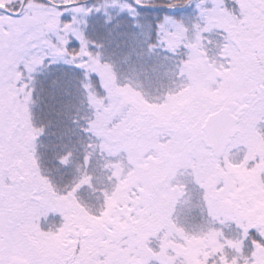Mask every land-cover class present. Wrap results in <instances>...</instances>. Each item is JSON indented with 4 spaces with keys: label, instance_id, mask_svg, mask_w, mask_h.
Returning a JSON list of instances; mask_svg holds the SVG:
<instances>
[{
    "label": "snow or ice",
    "instance_id": "obj_1",
    "mask_svg": "<svg viewBox=\"0 0 264 264\" xmlns=\"http://www.w3.org/2000/svg\"><path fill=\"white\" fill-rule=\"evenodd\" d=\"M0 264H264V0H0Z\"/></svg>",
    "mask_w": 264,
    "mask_h": 264
}]
</instances>
